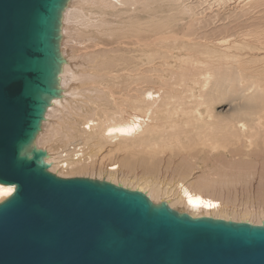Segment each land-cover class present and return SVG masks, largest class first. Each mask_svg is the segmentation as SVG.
Returning <instances> with one entry per match:
<instances>
[{
  "label": "bare ground",
  "instance_id": "bare-ground-1",
  "mask_svg": "<svg viewBox=\"0 0 264 264\" xmlns=\"http://www.w3.org/2000/svg\"><path fill=\"white\" fill-rule=\"evenodd\" d=\"M211 1L69 0L62 95L35 141L52 173L264 223V0Z\"/></svg>",
  "mask_w": 264,
  "mask_h": 264
},
{
  "label": "water",
  "instance_id": "water-1",
  "mask_svg": "<svg viewBox=\"0 0 264 264\" xmlns=\"http://www.w3.org/2000/svg\"><path fill=\"white\" fill-rule=\"evenodd\" d=\"M69 0H0V264H264V223L195 218L141 191L50 171Z\"/></svg>",
  "mask_w": 264,
  "mask_h": 264
},
{
  "label": "rangeland",
  "instance_id": "rangeland-1",
  "mask_svg": "<svg viewBox=\"0 0 264 264\" xmlns=\"http://www.w3.org/2000/svg\"><path fill=\"white\" fill-rule=\"evenodd\" d=\"M211 3H214V4H216V5L218 4L217 0H212ZM259 65L261 66V62H260V64H259L258 61H255V62L251 65V67H252V66H254V67L257 66V67H258ZM260 66H259V67H260ZM257 67H256V68H257ZM225 109H227V106H226ZM67 174L70 175L71 173H67ZM71 175H72V174H71Z\"/></svg>",
  "mask_w": 264,
  "mask_h": 264
}]
</instances>
